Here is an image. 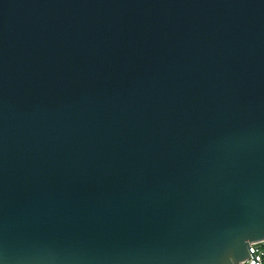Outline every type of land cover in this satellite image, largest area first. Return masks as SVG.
Listing matches in <instances>:
<instances>
[{
  "label": "water",
  "instance_id": "water-1",
  "mask_svg": "<svg viewBox=\"0 0 264 264\" xmlns=\"http://www.w3.org/2000/svg\"><path fill=\"white\" fill-rule=\"evenodd\" d=\"M260 241L264 0H0V264Z\"/></svg>",
  "mask_w": 264,
  "mask_h": 264
},
{
  "label": "built area",
  "instance_id": "built-area-1",
  "mask_svg": "<svg viewBox=\"0 0 264 264\" xmlns=\"http://www.w3.org/2000/svg\"><path fill=\"white\" fill-rule=\"evenodd\" d=\"M248 258L239 264H264V241L248 244Z\"/></svg>",
  "mask_w": 264,
  "mask_h": 264
}]
</instances>
